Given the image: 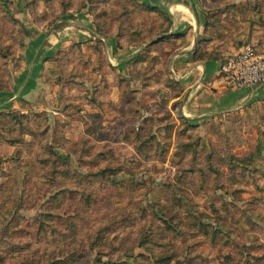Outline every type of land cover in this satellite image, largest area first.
Masks as SVG:
<instances>
[{"label": "rangeland", "instance_id": "rangeland-1", "mask_svg": "<svg viewBox=\"0 0 264 264\" xmlns=\"http://www.w3.org/2000/svg\"><path fill=\"white\" fill-rule=\"evenodd\" d=\"M83 14L97 36L47 57L41 107L0 112V264H264V101L180 118L156 6L0 0V91L33 32ZM112 33L147 44L113 66Z\"/></svg>", "mask_w": 264, "mask_h": 264}, {"label": "crops", "instance_id": "crops-1", "mask_svg": "<svg viewBox=\"0 0 264 264\" xmlns=\"http://www.w3.org/2000/svg\"><path fill=\"white\" fill-rule=\"evenodd\" d=\"M140 1L156 6L166 18V27L147 43L166 41L165 66L176 88L169 103L180 118L198 124L264 101V83L229 87L218 72L221 58L246 45L264 50V0ZM95 36L91 18L85 14L51 32H33L27 44L17 50L18 66L13 69L10 87L0 91V112L23 110L28 105L41 107L47 57L59 46ZM102 39L113 66L127 63L147 44L132 49L123 43L115 51V33Z\"/></svg>", "mask_w": 264, "mask_h": 264}, {"label": "built area", "instance_id": "built-area-1", "mask_svg": "<svg viewBox=\"0 0 264 264\" xmlns=\"http://www.w3.org/2000/svg\"><path fill=\"white\" fill-rule=\"evenodd\" d=\"M218 72L229 87L264 83V50L246 45L238 52L221 58Z\"/></svg>", "mask_w": 264, "mask_h": 264}]
</instances>
